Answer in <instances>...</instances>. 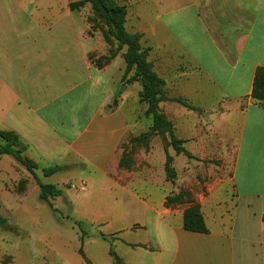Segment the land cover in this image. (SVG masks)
I'll return each mask as SVG.
<instances>
[{"label":"crops","instance_id":"0c3cea01","mask_svg":"<svg viewBox=\"0 0 264 264\" xmlns=\"http://www.w3.org/2000/svg\"><path fill=\"white\" fill-rule=\"evenodd\" d=\"M78 1L0 0V131L20 137L39 167L35 175L59 165L68 169L55 175L80 178L85 190L68 197L73 216L97 233L78 240L77 255L44 253L37 263L11 256L0 264H115L111 249L123 264H264V103L252 99L264 68V0H207V10L193 0H162L150 26L137 31L165 95L191 107L160 104L191 157L166 147L160 135L135 141L153 126L140 101L143 87L122 86L125 50L99 68L96 61L112 46L88 23L87 6L71 10ZM207 116H216L220 134L240 129L235 202L209 209V232L196 233L184 228L186 209L170 201L177 188L165 168L168 153L176 172L191 175L194 158L216 150L197 120ZM220 155L229 162L227 150ZM8 156L0 157L1 209L2 195L40 191Z\"/></svg>","mask_w":264,"mask_h":264},{"label":"rangeland","instance_id":"374dc122","mask_svg":"<svg viewBox=\"0 0 264 264\" xmlns=\"http://www.w3.org/2000/svg\"><path fill=\"white\" fill-rule=\"evenodd\" d=\"M114 1L119 5L126 6L128 14L131 13L132 17L126 24L127 30L133 34H141V32L137 31H143L150 26V23L154 20L153 17L156 16V12L160 11L158 2L162 0ZM193 1L200 2L203 9L207 10V0ZM87 7L89 10L85 12H90L88 18L92 21L91 5H87ZM142 42H144V38ZM112 48L116 50L117 47L114 46ZM215 117L212 116L211 119V117L208 118L207 116L204 121L199 119V117L197 120L202 123V133L207 136L208 146L216 148V150L213 153H210L211 151L207 152V155L202 159L194 158L195 163L191 175H183L180 171H175L174 179L169 180L177 188V194L170 201L181 205L186 210L192 206H199L203 217L205 215L208 217L209 209L215 211L221 209L224 205L231 207L235 202L233 197L235 195L233 164L240 129L232 126L229 131H222L220 134V130L216 129L217 121ZM196 129L197 133L201 130L199 127H196ZM164 141L166 147L171 146L168 140ZM223 147L227 150V153H230L228 163L224 162L223 156L220 155L224 150ZM8 158L14 160L10 156ZM77 166L79 169L85 170L83 165ZM25 169L19 164V172L23 174L22 170ZM75 177L76 175L71 172H66L51 178H45L41 170H38L36 178L32 175L35 183L39 181L50 183L62 190V196L51 199L49 203L42 201L39 197L40 191L37 192L34 188H30L26 192H24L25 188H19L18 194L1 196L4 207L2 209L0 207V215L7 221L9 228L0 227V263L11 261V256H21L32 263H37L41 254L44 253L63 252L77 255L78 240L83 242L84 239L87 242L88 238L93 237L97 233L96 228L78 221L73 216L71 200L69 201L68 197L81 195L74 193L75 190L72 189V186L80 187L81 180ZM10 201H12L11 204ZM17 202L20 203L19 207ZM28 204H35L36 210L29 213L24 208ZM11 205L16 206L15 209L10 210ZM30 214L33 217L28 219ZM2 239L5 240V243L2 242Z\"/></svg>","mask_w":264,"mask_h":264},{"label":"trees","instance_id":"16d2710c","mask_svg":"<svg viewBox=\"0 0 264 264\" xmlns=\"http://www.w3.org/2000/svg\"><path fill=\"white\" fill-rule=\"evenodd\" d=\"M87 5L92 8V21L88 18V23L92 28L100 29L104 35L106 42L112 47L116 46V50L110 51L107 57H101L96 61L99 68H103L112 59L122 53L126 63V70L122 80V86L132 83H140L143 90L140 94V101L146 103L147 115L152 118L153 126L147 133L142 134L135 139L137 142H146L150 137L160 135L164 140H167L166 135L170 137V143L175 148L177 154L185 153L191 155L183 148L185 143L179 140L174 133L173 124L167 119L160 109V104L167 101H173L182 104L185 107L191 108L189 104L180 99H169L165 95V82L154 71L152 64L148 61L150 48L143 45V34L130 33L127 30V15L128 10L124 5H119L114 0H81L70 4L71 10H81ZM91 22V23H90ZM122 92V89L120 93ZM252 99L257 105L264 103V68H259L256 72ZM27 151L20 137L14 132L0 131V157L10 155L15 160L25 167L35 178V170L39 167L31 159L24 154ZM125 158V162H126ZM124 161L121 167H125ZM173 158L167 153L166 173L170 180H173L175 170L172 168ZM68 169L66 166H52L42 170L43 176L49 178L57 173H61ZM40 188V199L47 203L51 199L61 197L63 192L53 184H44L38 182ZM1 207V204H0ZM0 227L9 228L7 221L0 215ZM184 228L187 231L196 233H208L209 229L205 223V219L200 212L199 206H192L185 211ZM80 253L84 256V252L80 249ZM111 256L115 264H123L122 260L111 249Z\"/></svg>","mask_w":264,"mask_h":264},{"label":"built area","instance_id":"2783aa9c","mask_svg":"<svg viewBox=\"0 0 264 264\" xmlns=\"http://www.w3.org/2000/svg\"><path fill=\"white\" fill-rule=\"evenodd\" d=\"M72 189L73 190H78V189H80L81 191H84L85 190V186H82V187H76V186H72Z\"/></svg>","mask_w":264,"mask_h":264}]
</instances>
